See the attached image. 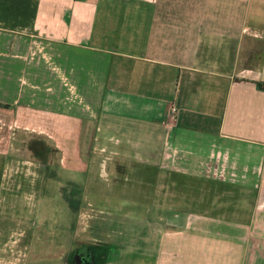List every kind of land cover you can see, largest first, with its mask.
I'll list each match as a JSON object with an SVG mask.
<instances>
[{
    "label": "crops",
    "instance_id": "1",
    "mask_svg": "<svg viewBox=\"0 0 264 264\" xmlns=\"http://www.w3.org/2000/svg\"><path fill=\"white\" fill-rule=\"evenodd\" d=\"M19 130L109 190L60 176L28 264H264V0H0V160Z\"/></svg>",
    "mask_w": 264,
    "mask_h": 264
},
{
    "label": "rangeland",
    "instance_id": "2",
    "mask_svg": "<svg viewBox=\"0 0 264 264\" xmlns=\"http://www.w3.org/2000/svg\"><path fill=\"white\" fill-rule=\"evenodd\" d=\"M255 46L257 53L260 52L262 41L256 40ZM13 136L10 148H7L6 156H2L0 160V224L4 227V232L0 235V263L28 264L30 252L27 247L23 243L17 245L13 243L12 240L17 241V234L10 238L7 236L16 225L25 229L38 227L36 232L43 234V237L51 231L50 227L44 228L41 222L47 217L57 221L58 215L61 214L60 211L64 205L59 194L61 189H58L60 176L87 178L90 173L91 176L94 174L95 179L93 180L96 184L86 189L91 196H95L96 193H109L107 190L108 180L99 175L98 161L93 163L90 167L91 171L88 170L87 172L62 167L50 141L48 142L47 137L41 133L19 130ZM28 142L30 145L32 143L31 146L28 145L30 147L27 146ZM43 154H48V157L44 159ZM86 184L89 186V181ZM49 190L52 191V195H48ZM226 190L225 195L210 197V201L215 203L225 201L227 203L232 200L235 196H230L228 188ZM252 199L250 197L248 202L241 205L243 214L247 213L253 205ZM199 200L202 201V198L200 197ZM221 207L231 209L233 205L229 206L227 203ZM31 248L34 250L41 249L42 244L35 240ZM51 250L55 252L57 248L52 246ZM79 253L77 255V253L71 252V259L68 264H82L79 258L82 257L83 259V257L88 256V253L83 249ZM36 254H34L35 261L36 259L38 261L41 252H36Z\"/></svg>",
    "mask_w": 264,
    "mask_h": 264
},
{
    "label": "built area",
    "instance_id": "3",
    "mask_svg": "<svg viewBox=\"0 0 264 264\" xmlns=\"http://www.w3.org/2000/svg\"><path fill=\"white\" fill-rule=\"evenodd\" d=\"M171 113L172 114H174L175 113V111H176V107H175V105H171Z\"/></svg>",
    "mask_w": 264,
    "mask_h": 264
}]
</instances>
